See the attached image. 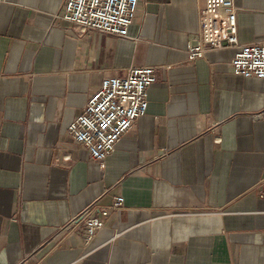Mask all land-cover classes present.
Segmentation results:
<instances>
[{"label":"crops","instance_id":"1","mask_svg":"<svg viewBox=\"0 0 264 264\" xmlns=\"http://www.w3.org/2000/svg\"><path fill=\"white\" fill-rule=\"evenodd\" d=\"M62 2L0 1V264H264V79L234 47L187 59L208 0H138L126 36L78 33ZM234 4L240 44H264V0ZM143 65L146 112L92 160L68 124ZM117 195L86 244L77 217Z\"/></svg>","mask_w":264,"mask_h":264},{"label":"built area","instance_id":"2","mask_svg":"<svg viewBox=\"0 0 264 264\" xmlns=\"http://www.w3.org/2000/svg\"><path fill=\"white\" fill-rule=\"evenodd\" d=\"M137 2L63 0L57 14L80 34L100 31L126 36ZM200 22L198 36L186 45L188 60L201 57L208 50L234 47L231 59L233 72L243 77L264 79V44H240L234 0H208L201 10ZM155 79V68L148 65L133 66L122 76L103 78L86 100L81 112L68 124L67 133L78 145L87 148L92 160L102 164L105 157L114 150L117 141L146 112L147 88ZM253 116L263 119L264 106ZM260 197L264 199V190L260 192ZM123 200L121 195H117L109 207H97L99 215L92 214L96 205L91 203L77 217L78 225L84 229L86 244L103 226L102 216L107 215L110 208L118 210Z\"/></svg>","mask_w":264,"mask_h":264}]
</instances>
